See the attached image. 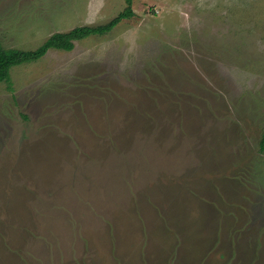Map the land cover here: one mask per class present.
Returning <instances> with one entry per match:
<instances>
[{"label":"rangeland","instance_id":"rangeland-1","mask_svg":"<svg viewBox=\"0 0 264 264\" xmlns=\"http://www.w3.org/2000/svg\"><path fill=\"white\" fill-rule=\"evenodd\" d=\"M124 0H0V47ZM0 83V264H264V0H133Z\"/></svg>","mask_w":264,"mask_h":264},{"label":"trees","instance_id":"trees-1","mask_svg":"<svg viewBox=\"0 0 264 264\" xmlns=\"http://www.w3.org/2000/svg\"><path fill=\"white\" fill-rule=\"evenodd\" d=\"M124 1V9L104 24L80 25L68 31L55 32L37 48L31 50L0 47V83L9 81L10 69L13 66L38 60L48 49L71 50L74 47V42L77 40L83 39L89 35H100L110 31L121 19L131 17L134 14L132 8L133 0ZM260 147L264 149V131L262 133Z\"/></svg>","mask_w":264,"mask_h":264}]
</instances>
